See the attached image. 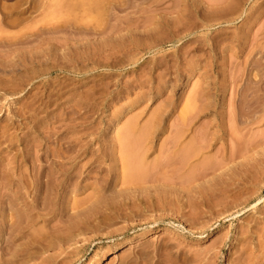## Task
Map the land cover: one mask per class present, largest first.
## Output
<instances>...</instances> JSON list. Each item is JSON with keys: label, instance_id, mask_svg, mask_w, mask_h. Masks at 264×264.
Listing matches in <instances>:
<instances>
[{"label": "rangeland", "instance_id": "obj_1", "mask_svg": "<svg viewBox=\"0 0 264 264\" xmlns=\"http://www.w3.org/2000/svg\"><path fill=\"white\" fill-rule=\"evenodd\" d=\"M0 218V264H264V0H0Z\"/></svg>", "mask_w": 264, "mask_h": 264}, {"label": "bare ground", "instance_id": "obj_2", "mask_svg": "<svg viewBox=\"0 0 264 264\" xmlns=\"http://www.w3.org/2000/svg\"><path fill=\"white\" fill-rule=\"evenodd\" d=\"M126 127V126H125ZM124 127V128H125ZM129 127V126H128ZM130 128V127H129ZM131 129H132V127H131ZM131 129L130 130H128V128H127V130H126V128L123 130V131H121V134H119V136L121 135V137L122 138H120V139H123V138H125V139H123V141H124V144H126L125 146H127V147H130L131 145H128L126 142V138H128V134H127V137H125L126 136V133H129V131H131ZM131 135V134H130ZM124 136V137H123ZM129 139V138H128ZM136 139V138H135ZM134 139V140H135ZM139 140V139H138ZM138 140L137 141H135L136 143L138 142ZM135 142H133V143H135ZM131 144H132V142H130ZM123 144V143H122ZM124 144H123V147H125L124 146ZM198 143H196V145H197ZM133 145V144H132ZM195 145V141H193V142H191L190 144H188V145H186V147H184V148H186V149H184V152L188 155V154H190V156L191 155H193V154H195L196 155V153H197V151H198V147ZM126 148H124V150H125ZM129 149V148H128ZM127 149V150H128ZM126 150V153L125 152H123L122 151V153H123V159H124V162H125V170H124V172H125V174L127 175V177L126 178H128V176L129 175H132L133 176V174H138L140 177L142 176V178H143V176H145V174H142L143 172H144V170H143V172H141V170H139V169H136L137 168V165H136V161L134 160V162H133V160L132 161H128V154L130 153H128L127 154V151ZM186 150V151H185ZM189 150L191 151V153L189 152ZM201 150V149H200ZM199 153V152H198ZM127 154V155H126ZM131 162V163H130ZM136 162V163H135ZM208 162V161H207ZM205 163L204 162V166H205V164L207 165L208 163ZM211 162V161H210ZM132 163H135V164H133V167H131L132 165ZM139 164H140V162H138V166H139ZM136 167H135V166ZM142 165L140 164V168H143L144 169V167H141ZM208 166V165H207ZM134 167H135V169H134ZM154 167V166H153ZM127 168H130V169H127ZM139 168V167H138ZM146 168V167H145ZM197 169V168H196ZM129 170V171H128ZM133 170H135L137 173H135V171H134V173H133ZM137 170H139V172L137 171ZM146 171H147V169H145ZM193 170H194V168H193ZM193 170H192V175H194V172H193ZM132 173H131V172ZM145 171V172H146ZM149 171V170H148ZM195 171V170H194ZM140 174H142V175H140ZM196 174V173H195ZM191 175V176H192ZM137 178L139 177V176H137V175H135ZM135 176H133V179L135 178ZM196 176V175H195ZM140 177H139V179H140ZM194 177V176H193ZM136 178V179H137ZM141 178V179H142ZM189 178V177H188ZM132 179V178H131ZM190 179V178H189ZM130 180V179H129ZM16 198V197H15ZM262 199V198H261ZM261 199H260V201H261ZM259 202V201H258ZM258 202H256V203H258ZM31 209V208H30ZM30 209L28 208V210L30 211ZM133 210V209H132ZM133 212V211H132ZM127 213V212H126ZM128 214V213H127ZM130 214V213H129ZM136 214V213H135ZM21 216H24V215H21ZM26 216V215H25ZM120 216V215H119ZM16 217V216H15ZM29 217V216H28ZM37 217V216H36ZM11 218V217H10ZM14 218V217H13ZM23 218V217H22ZM120 218H122V217H120ZM0 219H2L1 221H0V260H2V258H3V256H4V254L5 253H7L8 251H7V249H8V246H7V242H9V238L7 239L5 236H4V232H3V230L5 231V229H4V226H6L7 224H6V221L5 220H3V218H0ZM31 219V218H30ZM15 220V219H14ZM29 220V219H28ZM32 220V219H31ZM30 220V221H31ZM34 220V219H33ZM104 220H105V218H104ZM186 221H187V219H186ZM18 222H20L19 220H18ZM24 222V221H23ZM23 222H22V224H23ZM9 223V222H8ZM14 223V222H13ZM21 223V222H20ZM93 223V222H92ZM16 224H18L17 222H16ZM27 224V223H26ZM29 224V223H28ZM99 224V223H98ZM102 224V223H101ZM104 224V223H103ZM102 224V225H103ZM107 224V223H106ZM13 225H15V224H13ZM19 225V224H18ZM90 225V224H89ZM10 226H11V224H10ZM9 226V227H10ZM17 226V225H16ZM85 226V225H84ZM14 227V226H13ZM79 227H81V226H79ZM83 227V226H82ZM90 227V226H89ZM99 227V226H98ZM20 229H21V227H19ZM85 228V227H84ZM14 229H15V227H14ZM13 229V230H14ZM24 229V228H23ZM23 229H21V230H23ZM16 230V229H15ZM8 231H10L9 230V228H8ZM13 232V231H12ZM18 232V231H17ZM9 233V232H8ZM25 233V232H24ZM10 234H12V233H10ZM19 235H20V233H18ZM8 234L6 233V236H7ZM12 236V235H11ZM15 236V235H14ZM50 236V235H49ZM36 237V236H35ZM15 238V237H14ZM37 239V238H36ZM33 240V239H32ZM30 243H33V242H30ZM36 243V242H35ZM50 243V242H49ZM13 244V243H12ZM14 246V245H13ZM13 246H10V248L11 247H13ZM14 249V248H13ZM16 249V248H15ZM9 254V253H8ZM8 254H5V255H8ZM17 255H19V254H17ZM16 256V255H15ZM5 257V256H4ZM7 257V256H6ZM14 257V256H13ZM5 260L7 259V258H4ZM4 260V261H5ZM15 261V260H14ZM2 262V261H1ZM10 262V261H9ZM4 263H6V261L4 262ZM7 263H8V260H7ZM6 263V264H7ZM13 263H16V262H12L11 264H13ZM20 263V262H19ZM2 264V263H1Z\"/></svg>", "mask_w": 264, "mask_h": 264}, {"label": "crops", "instance_id": "obj_3", "mask_svg": "<svg viewBox=\"0 0 264 264\" xmlns=\"http://www.w3.org/2000/svg\"><path fill=\"white\" fill-rule=\"evenodd\" d=\"M177 122L179 124V127H178L179 131H182L184 129V125L186 124V117L179 115L177 118ZM123 129H122V131H123Z\"/></svg>", "mask_w": 264, "mask_h": 264}]
</instances>
